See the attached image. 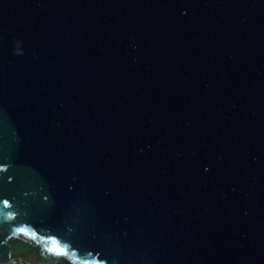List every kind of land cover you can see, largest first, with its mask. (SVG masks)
Wrapping results in <instances>:
<instances>
[{
	"label": "water",
	"instance_id": "95a60500",
	"mask_svg": "<svg viewBox=\"0 0 264 264\" xmlns=\"http://www.w3.org/2000/svg\"><path fill=\"white\" fill-rule=\"evenodd\" d=\"M0 164L1 263L264 264V0H0Z\"/></svg>",
	"mask_w": 264,
	"mask_h": 264
},
{
	"label": "snow or ice",
	"instance_id": "6c2138e0",
	"mask_svg": "<svg viewBox=\"0 0 264 264\" xmlns=\"http://www.w3.org/2000/svg\"><path fill=\"white\" fill-rule=\"evenodd\" d=\"M3 167H4V165L0 164V168H3ZM3 204L7 206L9 204V200H7V199L3 200ZM54 251H56L58 253H64L66 251V249L61 247V246H55ZM96 264H107V262L97 260Z\"/></svg>",
	"mask_w": 264,
	"mask_h": 264
},
{
	"label": "built area",
	"instance_id": "2783aa9c",
	"mask_svg": "<svg viewBox=\"0 0 264 264\" xmlns=\"http://www.w3.org/2000/svg\"><path fill=\"white\" fill-rule=\"evenodd\" d=\"M0 264H28V263H26L25 261H23V260H18L17 261V258H14V259H11L9 262H7V263H1L0 262Z\"/></svg>",
	"mask_w": 264,
	"mask_h": 264
}]
</instances>
